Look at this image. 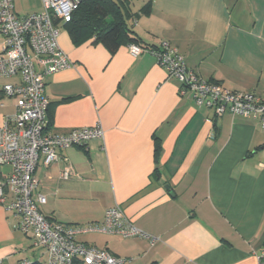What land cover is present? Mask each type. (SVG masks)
<instances>
[{
	"label": "crops",
	"instance_id": "obj_1",
	"mask_svg": "<svg viewBox=\"0 0 264 264\" xmlns=\"http://www.w3.org/2000/svg\"><path fill=\"white\" fill-rule=\"evenodd\" d=\"M17 15L43 9L42 0H13ZM144 45L168 42L189 67L228 89L264 99V0H130ZM59 45L75 65L45 78L48 130L102 126L104 141L72 146L36 175L50 220L85 225L120 205L155 237L84 233L78 241L132 258L125 264H259L264 250V128L252 118L199 106L180 95L152 53L134 57L122 43L110 51L89 37L75 42L59 25ZM2 35L0 33V52ZM0 126L17 100L2 91ZM2 91V92H1ZM74 171L61 176L65 167ZM3 173L7 167H2ZM0 205L2 264H43L44 248L13 228ZM73 264H82L76 260Z\"/></svg>",
	"mask_w": 264,
	"mask_h": 264
},
{
	"label": "built area",
	"instance_id": "obj_2",
	"mask_svg": "<svg viewBox=\"0 0 264 264\" xmlns=\"http://www.w3.org/2000/svg\"><path fill=\"white\" fill-rule=\"evenodd\" d=\"M82 0H42L43 9L29 15H17L13 0H0V79L18 77L19 82L6 81L2 91L15 97L17 111L0 126V205L15 218L12 226L33 238L36 246L47 253L43 264H125L132 258L114 255L77 240L84 233L115 234L125 238L141 237L154 242L148 232L131 222L120 205L109 208L102 222L85 225L65 224L47 218L40 210L46 196L39 191L40 180L36 168L43 158L45 165L57 161L60 150L72 146H86L92 139L105 140L102 126L73 128L68 133L48 130L47 110L50 100L45 92L46 76L75 65L59 45V25L71 19ZM130 54L138 57L152 53L166 70L169 78L176 79L179 93L190 94L199 106L215 111L252 118L264 128V99L249 91L231 90L220 82L204 78L188 66L179 48L168 42L161 47L128 45ZM7 167V172L1 171ZM74 174L71 166L61 176ZM264 264V250L257 255ZM3 259H0V264ZM19 264H33L23 260Z\"/></svg>",
	"mask_w": 264,
	"mask_h": 264
},
{
	"label": "trees",
	"instance_id": "obj_3",
	"mask_svg": "<svg viewBox=\"0 0 264 264\" xmlns=\"http://www.w3.org/2000/svg\"><path fill=\"white\" fill-rule=\"evenodd\" d=\"M147 11L149 4L134 12L130 0H82L63 26L69 29L75 42L94 37L95 42L103 43L112 52L122 43L147 46L131 23Z\"/></svg>",
	"mask_w": 264,
	"mask_h": 264
}]
</instances>
